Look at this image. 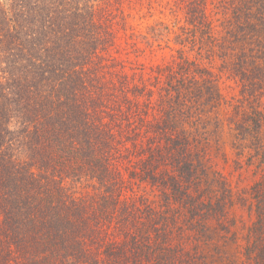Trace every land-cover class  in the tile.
<instances>
[{
    "label": "trees",
    "instance_id": "trees-1",
    "mask_svg": "<svg viewBox=\"0 0 264 264\" xmlns=\"http://www.w3.org/2000/svg\"><path fill=\"white\" fill-rule=\"evenodd\" d=\"M203 1L191 0L189 12L208 38ZM230 3L231 23L242 29L228 35L240 43L248 36L255 44L251 57L263 58L257 50L264 52V0ZM113 6L120 0H0V264H143L148 258L173 264L179 256L150 235L130 233L124 245L102 234L106 222L118 223L129 209L117 205L120 173L111 159L126 148L121 140L146 133L149 124L142 87L122 72L114 81L115 71L101 63V51L112 45ZM247 58L240 45L232 69L252 105L264 92V61L244 69ZM165 110L155 132L173 140L177 110ZM241 118L239 133H253L262 165L251 187L256 219L246 254L264 264V132L257 137L264 113L252 108ZM83 179L103 191L74 197L67 181Z\"/></svg>",
    "mask_w": 264,
    "mask_h": 264
},
{
    "label": "rangeland",
    "instance_id": "rangeland-1",
    "mask_svg": "<svg viewBox=\"0 0 264 264\" xmlns=\"http://www.w3.org/2000/svg\"><path fill=\"white\" fill-rule=\"evenodd\" d=\"M190 1L120 0L113 6L112 45L101 51V63L115 71L113 80L122 72L142 87L149 124L146 133L121 140L126 148L111 159L120 173L117 205L129 209L118 223L106 222L102 234L124 245L130 233L162 239L179 255L173 264H254L246 246L256 219L251 187L261 179L262 165L253 133L245 137L237 127L252 108L264 113V92L248 105L232 64L240 45L248 54L244 69L264 61V52L252 58L255 44L248 36L240 43L228 35L242 29L231 23L230 0L201 4L208 38L192 19ZM196 90L200 94L189 97ZM165 108L177 110L173 140L155 132ZM258 131L262 137L264 123ZM66 186L76 198L104 189L93 179L68 180Z\"/></svg>",
    "mask_w": 264,
    "mask_h": 264
}]
</instances>
